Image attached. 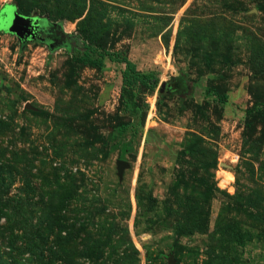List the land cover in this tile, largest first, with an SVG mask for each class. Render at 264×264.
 Listing matches in <instances>:
<instances>
[{"label": "rangeland", "instance_id": "rangeland-1", "mask_svg": "<svg viewBox=\"0 0 264 264\" xmlns=\"http://www.w3.org/2000/svg\"><path fill=\"white\" fill-rule=\"evenodd\" d=\"M0 264H264V0H0Z\"/></svg>", "mask_w": 264, "mask_h": 264}, {"label": "trees", "instance_id": "trees-1", "mask_svg": "<svg viewBox=\"0 0 264 264\" xmlns=\"http://www.w3.org/2000/svg\"><path fill=\"white\" fill-rule=\"evenodd\" d=\"M15 4L18 13L22 14L21 6L19 5V3L15 2ZM84 48L85 49L80 55L81 61L98 68L104 65L103 54H98V56L94 57L90 54L93 51H95L94 48H92L89 44L85 45ZM106 55L107 58L111 61H117L123 63L124 66L121 70V83L125 87L135 86L138 83L145 85L147 84L149 77H152V81H156L157 79L153 71L144 73L136 70L134 63L126 55H120L119 52H106ZM226 97H227L226 94L219 95L221 102H225Z\"/></svg>", "mask_w": 264, "mask_h": 264}, {"label": "water", "instance_id": "water-1", "mask_svg": "<svg viewBox=\"0 0 264 264\" xmlns=\"http://www.w3.org/2000/svg\"><path fill=\"white\" fill-rule=\"evenodd\" d=\"M42 20L37 16H26L23 14H20L17 12V14L14 16L13 20L10 22V24L6 28V32L14 33L20 38L21 40L24 38H27L31 36L34 37V33L32 34L29 28L36 29L37 31L38 27L41 25ZM126 166V162L124 161H118L117 162V170L118 175L121 174L123 167Z\"/></svg>", "mask_w": 264, "mask_h": 264}, {"label": "flooded vegetation", "instance_id": "flooded-vegetation-1", "mask_svg": "<svg viewBox=\"0 0 264 264\" xmlns=\"http://www.w3.org/2000/svg\"><path fill=\"white\" fill-rule=\"evenodd\" d=\"M41 25L38 27L37 31H35L36 29H31L29 28V30H32L31 33L33 34L34 33V37L35 38H40L41 37V34H48L49 31H46V30H50L49 28H47L46 26H43L42 23H40ZM51 32V31H50ZM31 36L27 37L30 38ZM42 38V37H41ZM43 39V38H42Z\"/></svg>", "mask_w": 264, "mask_h": 264}]
</instances>
